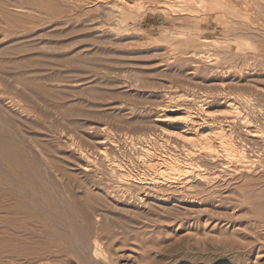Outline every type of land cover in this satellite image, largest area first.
Here are the masks:
<instances>
[{
	"label": "rangeland",
	"instance_id": "1",
	"mask_svg": "<svg viewBox=\"0 0 264 264\" xmlns=\"http://www.w3.org/2000/svg\"><path fill=\"white\" fill-rule=\"evenodd\" d=\"M0 171V264H264V0H0Z\"/></svg>",
	"mask_w": 264,
	"mask_h": 264
},
{
	"label": "bare ground",
	"instance_id": "2",
	"mask_svg": "<svg viewBox=\"0 0 264 264\" xmlns=\"http://www.w3.org/2000/svg\"><path fill=\"white\" fill-rule=\"evenodd\" d=\"M228 107V106H227ZM206 117V116H205ZM197 118V117H196ZM206 119V118H205ZM191 124H194V123H191ZM196 124H199L198 122H196ZM201 124V123H200ZM207 124V123H206ZM220 124V123H219ZM209 126H211V125H209ZM208 126V127H209ZM213 126V125H212ZM218 126V125H217ZM216 126V130H217V132H216V134H215V141L214 140H211V139H208V138H205L204 136L205 135H203V131L205 130L204 128H206V126L204 127L203 126V124L202 125H197V126H193L192 128H191V130L189 129V128H187L186 130H185V128H184V130H185V136H182L183 137V139H184V141L186 142V143H188L191 147H193V149L194 150H196L197 152H199L200 154H203V155H205L206 157H210V159L211 158H213L212 160H214L215 158H217V159H223V160H225V162L226 163H230L231 164V162H232V159H235V158H238V157H236V155L237 156H239V157H244L243 155H241V154H239V153H237L236 151V148L233 146L234 144H232V141H230V140H228V138H226V136H225V134H223L221 131V125H219L218 127ZM215 127V126H214ZM204 129V130H203ZM215 129V128H214ZM208 130V129H207ZM215 131V130H214ZM256 131V130H255ZM229 137V136H228ZM217 145V148L219 149V151H217V152H215V146ZM193 151V150H192ZM234 153H237V154H234ZM243 154V153H242ZM215 157V158H214ZM170 159V158H169ZM168 158H165L163 161H162V163H160L161 164V168H162V170L161 169H159V170H161V172H162V175L163 174H165L166 172H168V170H171L170 172H173V168L171 167V165H169V164H171L170 163V160H169ZM201 159V158H200ZM237 160V159H236ZM239 160H241V159H239ZM186 161V160H185ZM178 162V161H177ZM234 162H236V161H234ZM237 162H239V161H237ZM12 163V162H11ZM233 163V162H232ZM14 163H12V165H13ZM159 164V165H160ZM179 165V164H178ZM184 165H185V163H184ZM183 165V166H184ZM186 165H187V163H186ZM193 165V164H192ZM199 165V164H198ZM225 165V164H224ZM14 166H15V164H14ZM173 166V165H172ZM182 166V167H183ZM203 166V165H202ZM230 166V165H229ZM245 166V165H244ZM174 167V166H173ZM179 167V166H178ZM177 167V168H178ZM180 167H181V164H180ZM15 168V167H14ZM14 168H12V169H14ZM176 168V167H175ZM200 168V167H199ZM182 169H186V167H183ZM188 169H190V168H187V170H186V172L185 173H189V172H191V171H189ZM198 169V168H197ZM180 171V169H177V170H175L176 172H179ZM182 171V170H181ZM185 171V170H184ZM1 172V171H0ZM199 172L200 171H196L195 173H197V176H200V178H204L205 176H203V177H201V175L199 174ZM2 173V172H1ZM184 173V172H183ZM3 174V173H2ZM12 174H13V172H12ZM15 174V173H14ZM169 174V173H168ZM172 174H174V173H172ZM178 174V173H177ZM176 174V175H177ZM1 175V174H0ZM10 175H11V173H10ZM165 175H167V174H165ZM170 175V174H169ZM181 175H185V174H181ZM9 176V175H8ZM13 176V175H12ZM11 176V177H12ZM172 175H170V177H171ZM208 176V175H207ZM2 177V176H1ZM3 177H4V174H3ZM2 177V178H3ZM6 177V176H5ZM4 177V178H5ZM15 177V176H14ZM14 177H12L13 179H15L16 180V177L14 178ZM164 177H166V176H164ZM3 178V179H4ZM7 178V177H6ZM5 178V179H6ZM10 178V177H9ZM172 178V177H171ZM8 179V178H7ZM6 179V180H7ZM120 179V178H119ZM175 179V178H174ZM205 179H206V177H205ZM10 180V179H9ZM8 180V181H9ZM11 181H12V179H11ZM11 181H9L8 182V185H10L11 186ZM173 181V180H172ZM0 182H2L1 181V178H0ZM174 182V181H173ZM13 183V182H12ZM2 184H5V182L3 181V183ZM2 184H1V187H3L4 189L6 188L5 186H2ZM15 184V183H14ZM204 184V183H203ZM6 185V184H5ZM12 187V186H11ZM16 187V186H15ZM3 188H0V189H3ZM13 188V187H12ZM4 189H3V191H4ZM10 190H12L11 188H9ZM15 190V189H14ZM10 192V191H9ZM12 192V191H11ZM16 191H14V193H15ZM1 193V192H0ZM13 193V194H14ZM2 194V193H1ZM16 194V193H15ZM5 195H7V194H5ZM4 194H3V196H5ZM2 196V195H1ZM11 196H12V194H11ZM7 197L10 199L11 197L10 196H8L7 195ZM7 197H5V198H7ZM16 197H18V196H15V198ZM9 199H7V200H9ZM11 199H13V197L11 198ZM1 201H3V199H2V197H1V199H0ZM6 200V201H7ZM18 200V199H17ZM0 201V202H1ZM12 201V200H11ZM4 202V201H3ZM14 202H16V201H14ZM7 203V202H6ZM9 203V202H8ZM17 203V202H16ZM4 205V204H3ZM8 205V204H7ZM7 205H6V207H7ZM12 205H14V204H12ZM11 204H10V206H12ZM1 206H2V204H1ZM14 207H16V206H14ZM19 207V205L17 206V208ZM0 208H5V206L4 207H0ZM17 208H14L15 210L17 209ZM13 209V210H14ZM19 209H20V207H19ZM19 209H18V211H19ZM3 210V209H2ZM10 210H12L11 208L8 210L9 211V213L11 212ZM7 211V212H8ZM17 211V210H16ZM5 212V211H4ZM6 213V212H5ZM12 213V212H11ZM2 221V222H1ZM0 222H1V224L0 225H2V223H5V221H3V220H1ZM9 222V221H8ZM11 225V224H10ZM7 232V231H6ZM2 236V235H1ZM97 252V251H96Z\"/></svg>",
	"mask_w": 264,
	"mask_h": 264
}]
</instances>
